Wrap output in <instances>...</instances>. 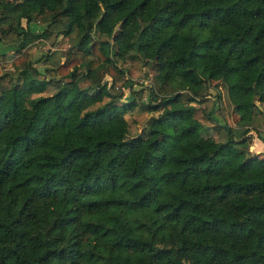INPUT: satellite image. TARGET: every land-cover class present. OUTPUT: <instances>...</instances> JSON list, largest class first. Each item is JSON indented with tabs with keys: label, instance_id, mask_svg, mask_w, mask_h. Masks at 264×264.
<instances>
[{
	"label": "trees",
	"instance_id": "obj_1",
	"mask_svg": "<svg viewBox=\"0 0 264 264\" xmlns=\"http://www.w3.org/2000/svg\"><path fill=\"white\" fill-rule=\"evenodd\" d=\"M0 10L16 50L75 36L54 76L22 53L13 73L0 66V264H264V155L245 154L226 124L224 140L201 134L192 104L218 81L249 130L264 103V0H0ZM135 53L156 85L140 108L157 113L127 136L136 90L123 100L111 80L115 60Z\"/></svg>",
	"mask_w": 264,
	"mask_h": 264
},
{
	"label": "rangeland",
	"instance_id": "obj_2",
	"mask_svg": "<svg viewBox=\"0 0 264 264\" xmlns=\"http://www.w3.org/2000/svg\"><path fill=\"white\" fill-rule=\"evenodd\" d=\"M14 1V0H12ZM2 14V10H0ZM9 21L7 19L0 22V28L7 30ZM23 24L24 21L22 20ZM29 28L40 29L43 24L39 22L29 23ZM116 30V27L113 31ZM2 42H0V66L5 72L13 73L14 67L11 64V59L17 54L22 53L27 59L40 58L35 61L33 65L36 69L43 73V75L54 76L55 72L53 67L58 63L62 62L67 58V50L75 42V36L70 34L68 36H56L53 37L51 34L46 39H39L26 47L16 50L13 46L7 45V42L14 40L13 31L7 30L4 34H1ZM110 35L102 36V38H109ZM3 52V53H1ZM47 54L46 57H44ZM44 59V60H43ZM115 64L120 67V72L116 74L115 77H111L108 74H103V78L106 80H111L112 88L114 92H122L123 100H130L132 94L130 89L136 90L135 100L138 101L137 105L133 106L131 109L125 112L124 117L126 118L128 124L127 136L138 133L148 117L153 114L155 115L157 111H144L141 110L139 102L146 103L149 100V86L155 88V83L153 82V66L144 65L140 54H132L127 56L125 59H116ZM51 68V69H48ZM80 85H85L86 81L82 80L79 82ZM206 91L204 96L201 97L200 101L196 100L192 102L195 106L194 116L199 121L200 133L203 135H209L217 140H224L227 137L224 127L220 124H226L232 129L233 137L238 138L242 136L247 142V145L242 149L245 154L248 155H264V103L255 102L258 106V112L255 114L252 122L248 124L249 130L246 133H241L244 126L237 125L231 119L232 106L229 103L224 87L218 81L208 80L206 81ZM54 90L52 84L47 85L45 90L42 92L44 94L50 93ZM167 92H173V88L168 87ZM181 98L185 99L188 93L184 90L180 92ZM218 98L214 101L215 96ZM104 99H106L104 97ZM211 117L216 120H212ZM219 123H218V122Z\"/></svg>",
	"mask_w": 264,
	"mask_h": 264
}]
</instances>
